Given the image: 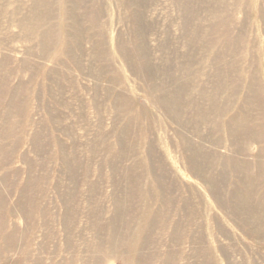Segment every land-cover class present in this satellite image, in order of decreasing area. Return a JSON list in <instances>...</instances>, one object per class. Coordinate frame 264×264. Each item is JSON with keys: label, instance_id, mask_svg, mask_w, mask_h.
Returning <instances> with one entry per match:
<instances>
[{"label": "rangeland", "instance_id": "obj_1", "mask_svg": "<svg viewBox=\"0 0 264 264\" xmlns=\"http://www.w3.org/2000/svg\"><path fill=\"white\" fill-rule=\"evenodd\" d=\"M129 2L0 0V264H264V0Z\"/></svg>", "mask_w": 264, "mask_h": 264}, {"label": "bare ground", "instance_id": "obj_2", "mask_svg": "<svg viewBox=\"0 0 264 264\" xmlns=\"http://www.w3.org/2000/svg\"><path fill=\"white\" fill-rule=\"evenodd\" d=\"M129 1H130L129 3L133 4L134 6L140 5V3L142 2V0H129ZM190 8H191L190 2L183 3L182 9H181L182 10V15H183V17L186 16L184 25H186L188 23L190 17L192 16V9H190ZM140 32L141 31H140V26H139L136 33L138 35H141ZM136 49H138V50L136 51ZM123 50H125V47H123ZM138 51H139V48L136 47V48L132 49L130 51L131 53H128L127 55L129 56V59L131 61H133V62H135L137 64L136 65L137 70L140 71V73L147 80L148 79L152 80L154 78V75H155L156 72L154 70H152L151 68H149L148 66H146V64L141 63L139 61L140 58H141V55H140V53ZM159 74L161 76H163V77H169L170 80L176 85V86L174 85L176 88H175V90L172 93H169V91H166L168 93H164V96H162V98H160L159 100L155 99L153 101L156 103V105L159 108H162L165 112H167V114H169L172 117V119H174L176 117H179V116H182L183 113H185V114L187 113L188 114V112L190 110V109H188L190 103L185 104L182 101V98H181L182 93L185 90V85H183V83L180 80L177 81L176 78L174 76H171L167 70H163ZM162 90H163V88H162ZM164 91H165V89H164ZM161 95H162V92H161ZM205 100H207V99L205 98ZM213 100H215V99H213ZM220 111H221V109H220ZM210 112L211 113H215V112L218 113L219 111L217 109H215L214 111H210ZM200 116L201 117H205L206 116V112L205 111H201L200 112ZM176 119L178 120V122H181V121H179L178 118H176ZM204 120H202V121H204ZM131 133H133V132H131ZM231 133H233V132H231ZM180 139H181V142H184V139L182 137H180ZM125 143H127V142H125ZM194 156H196V155H194ZM206 175H207V177L210 176L209 174H206ZM210 180H212V179H210ZM208 183L213 184L214 182L213 181H208ZM210 188H211V186H210ZM233 197H235L238 200V203L236 204V208L235 209L239 210L240 213L241 212H244V213L247 212L248 205L250 203L251 194L250 193L249 194H244L243 192H239L238 190H235V192L233 193ZM253 210L256 211V212L258 210H260V212L264 213V201L259 202L257 207H254ZM253 210H252V212H253ZM249 211H250V209L248 210V212ZM144 214H146V212ZM250 217H254V216L250 215ZM141 218L144 219V218H146V216L143 215ZM115 219L117 220V222L111 223L112 233L109 236L108 247L111 250L112 249H117L118 251H123V252H126L127 250H131V251L134 252L136 261L137 260H142L143 264H147V261H148V258H149V255L147 253V247H148V244L150 243L149 242L150 241L149 240V235H150L149 234V230H150V228L146 229L145 226H139L136 230L131 231L129 226H128L130 219L127 220L128 223L123 220L124 219V215H123V212L120 210V208H118V210H117ZM118 221H121V224H119ZM258 222L260 223V221H258ZM261 224L264 225V223H261ZM153 230H151V231H153ZM9 241H14V240H13V238H11V239H9ZM97 257L99 258V260H101V254L100 255L97 254ZM136 261H135L134 264H137ZM128 264H132V263L129 262Z\"/></svg>", "mask_w": 264, "mask_h": 264}]
</instances>
